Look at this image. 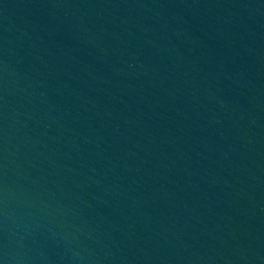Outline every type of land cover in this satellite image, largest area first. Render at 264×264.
Listing matches in <instances>:
<instances>
[{"label":"water","instance_id":"obj_1","mask_svg":"<svg viewBox=\"0 0 264 264\" xmlns=\"http://www.w3.org/2000/svg\"><path fill=\"white\" fill-rule=\"evenodd\" d=\"M0 264H264V0H0Z\"/></svg>","mask_w":264,"mask_h":264}]
</instances>
